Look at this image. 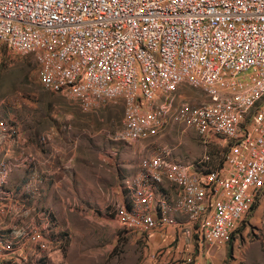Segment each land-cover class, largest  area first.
Wrapping results in <instances>:
<instances>
[{
    "label": "built area",
    "instance_id": "obj_1",
    "mask_svg": "<svg viewBox=\"0 0 264 264\" xmlns=\"http://www.w3.org/2000/svg\"><path fill=\"white\" fill-rule=\"evenodd\" d=\"M0 43L33 56L41 84L84 109L123 100L117 137L128 142L166 125L172 99L147 107L158 93L184 84L202 93L174 113L203 145L224 143L218 164L175 159L167 147L142 156L114 206L126 232L147 240L171 230L210 254L264 195V0H0ZM13 132L0 119V133ZM11 171L0 159V264H35L60 235L51 210L25 204L36 187L9 186Z\"/></svg>",
    "mask_w": 264,
    "mask_h": 264
},
{
    "label": "rangeland",
    "instance_id": "obj_2",
    "mask_svg": "<svg viewBox=\"0 0 264 264\" xmlns=\"http://www.w3.org/2000/svg\"><path fill=\"white\" fill-rule=\"evenodd\" d=\"M166 98L172 99L166 125L128 142L117 137L123 100L100 99L84 109L41 84L33 56L0 43V119L16 130L0 133V159L11 167L10 187L20 194L27 184L38 189L25 195V204L51 210L61 239L48 258L34 257L35 264H264V195L231 241L210 254L187 249L172 231L144 240L117 224L114 206L126 201L123 184L142 156L167 147L175 159L197 161L208 154L204 166L219 162L224 143L203 145L174 113L183 100L198 102L202 93L180 85L169 95L158 93L147 107Z\"/></svg>",
    "mask_w": 264,
    "mask_h": 264
},
{
    "label": "crops",
    "instance_id": "obj_3",
    "mask_svg": "<svg viewBox=\"0 0 264 264\" xmlns=\"http://www.w3.org/2000/svg\"><path fill=\"white\" fill-rule=\"evenodd\" d=\"M123 187H124V184H123ZM30 190V187H29V184H27V186H25V190ZM26 196H27V198L30 196V194H27L26 193ZM127 200V199H126ZM257 205V204H256ZM169 231H171V230H168V233H169ZM139 236V235H138ZM170 236H172V234L170 235ZM148 240V239H147ZM191 249V248H190Z\"/></svg>",
    "mask_w": 264,
    "mask_h": 264
}]
</instances>
